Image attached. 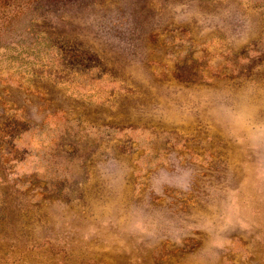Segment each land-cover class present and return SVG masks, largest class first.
<instances>
[{
    "label": "rangeland",
    "instance_id": "obj_1",
    "mask_svg": "<svg viewBox=\"0 0 264 264\" xmlns=\"http://www.w3.org/2000/svg\"><path fill=\"white\" fill-rule=\"evenodd\" d=\"M0 264H264V0H0Z\"/></svg>",
    "mask_w": 264,
    "mask_h": 264
},
{
    "label": "clouds",
    "instance_id": "obj_2",
    "mask_svg": "<svg viewBox=\"0 0 264 264\" xmlns=\"http://www.w3.org/2000/svg\"><path fill=\"white\" fill-rule=\"evenodd\" d=\"M155 183L158 185V187L155 189L158 194H160L163 191V183H166V181L157 180ZM177 186H181L180 184H177Z\"/></svg>",
    "mask_w": 264,
    "mask_h": 264
}]
</instances>
